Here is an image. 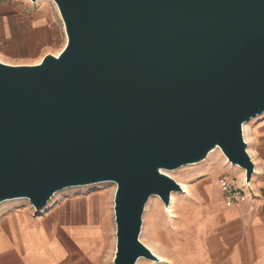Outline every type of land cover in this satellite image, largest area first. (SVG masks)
I'll return each instance as SVG.
<instances>
[{"label":"water","instance_id":"1","mask_svg":"<svg viewBox=\"0 0 264 264\" xmlns=\"http://www.w3.org/2000/svg\"><path fill=\"white\" fill-rule=\"evenodd\" d=\"M52 1L58 55L0 62V204L39 212L114 183L112 264L156 260L140 233L150 196L182 191L166 171L218 148L254 173L242 126L264 113V0Z\"/></svg>","mask_w":264,"mask_h":264},{"label":"rangeland","instance_id":"2","mask_svg":"<svg viewBox=\"0 0 264 264\" xmlns=\"http://www.w3.org/2000/svg\"><path fill=\"white\" fill-rule=\"evenodd\" d=\"M4 1L0 0V5ZM18 1L23 5L20 15L13 11L6 12L0 7V60L11 65H32L46 54L60 52L66 43V36L53 1ZM38 10L47 11L51 17H59L56 40L39 50H31L27 46L17 48L11 44L12 40L32 36L29 22ZM6 28L9 33L3 31ZM263 116L264 113L248 121V135L250 132L257 134L259 130L256 126L264 124ZM247 146L252 150V140H249ZM166 172L176 182L184 183L187 190L174 192L175 204L172 208H166L158 196H150L148 199L142 216L140 240L157 248L164 259L142 258L138 264H232L234 256L238 258L237 264H242V224L239 221H225L235 209V204L224 202L217 184L218 177L226 175L241 185L244 180L240 171L226 163L219 151L215 150L202 162ZM114 191L115 184L110 182L69 187L57 191L39 212H35L27 200L3 202L0 204V216L11 210L18 212L17 207L21 211L27 206L37 216L58 211L69 214L72 221L79 222L83 221V213L87 212L88 222L100 220L106 239L111 225L113 231L115 228ZM57 218L58 215L55 216ZM111 235L114 239V232Z\"/></svg>","mask_w":264,"mask_h":264},{"label":"crops","instance_id":"3","mask_svg":"<svg viewBox=\"0 0 264 264\" xmlns=\"http://www.w3.org/2000/svg\"><path fill=\"white\" fill-rule=\"evenodd\" d=\"M0 7L19 15L23 10L18 0H5ZM59 21V17L38 10L29 22L32 36L14 39L11 44L17 48L27 46L39 50L56 40ZM3 31L9 33L7 28ZM263 126H256L257 134L250 132L254 173L248 184L242 181L244 197L225 220L242 224V264L264 262ZM56 212L37 216L26 206L21 211L11 210L0 216V264H112L115 251L112 225L104 239L100 220L88 222L87 212L79 222L72 221L69 214ZM231 261L237 264V256Z\"/></svg>","mask_w":264,"mask_h":264},{"label":"built area","instance_id":"4","mask_svg":"<svg viewBox=\"0 0 264 264\" xmlns=\"http://www.w3.org/2000/svg\"><path fill=\"white\" fill-rule=\"evenodd\" d=\"M243 130V129H242ZM247 151V149H246ZM248 153V152H247ZM249 155V153H248ZM250 159L253 162L252 157L249 155ZM244 184H246L245 181V175H244ZM217 184L219 186V189L221 191L223 200L228 205H233L239 203L243 197H244V191L242 189V185L236 184V181L231 176L221 175L217 179Z\"/></svg>","mask_w":264,"mask_h":264},{"label":"bare ground","instance_id":"5","mask_svg":"<svg viewBox=\"0 0 264 264\" xmlns=\"http://www.w3.org/2000/svg\"><path fill=\"white\" fill-rule=\"evenodd\" d=\"M59 53V52H58ZM58 53H56V54H54L55 56L56 55H58ZM0 62H3V61H1L0 60ZM40 62V60L37 62V63H39ZM3 63H5V62H3ZM36 63V64H37ZM7 64V63H6ZM32 65H34V64H32ZM264 117V116H263ZM253 119V118H252ZM264 119V118H263ZM251 121V120H250ZM248 123L249 122H246V123H244L243 124V126H242V129H243V137H244V140L247 142V143H249V140H251L252 138H251V136L250 135H248L246 132H247V129H248V127H247V125H248ZM250 138V139H249ZM249 139V140H248ZM247 152L249 153V155L252 157V159H253V156H252V150L250 149V147L249 146H247ZM215 150H217V151H219V153L221 154V156L223 157V159L225 160V162L226 163H228L231 167H234L235 169H237V170H239L240 171V174H241V176L243 177V180H244V175H245V171L242 169V168H240L238 165H234V164H231L228 160H227V158L222 154V152L218 149V148H215L214 150H212V152L213 151H215ZM211 153V152H210ZM209 153V154H210ZM208 154V155H209ZM253 163H254V159H253ZM167 175H169L170 177H172L170 174H168L167 172H165ZM177 183L180 185V187H181V189H182V191H186L187 190V188H186V185L184 184V183H182V182H179V181H177ZM156 196V195H155ZM174 201H175V193H171L170 194V203H169V205L166 207V208H172L173 207V204H175L174 203ZM19 207H17L16 208V211H19ZM210 209V208H209ZM212 209V208H211ZM200 210V209H199ZM198 210V211H199ZM202 210V209H201ZM212 211V210H211ZM201 215V214H200ZM146 247H148L149 249H150V251L157 257V259L156 260H162V259H164V257L163 256H161V254H159V252H158V250H157V248H155L154 246H152V245H150V244H148V243H143ZM140 261V259L137 261V263L136 264H138V262ZM210 264H213V263H210Z\"/></svg>","mask_w":264,"mask_h":264}]
</instances>
